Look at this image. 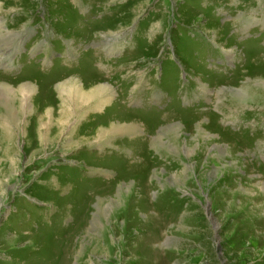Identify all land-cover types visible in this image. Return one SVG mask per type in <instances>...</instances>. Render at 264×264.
<instances>
[{
    "label": "rangeland",
    "instance_id": "rangeland-1",
    "mask_svg": "<svg viewBox=\"0 0 264 264\" xmlns=\"http://www.w3.org/2000/svg\"><path fill=\"white\" fill-rule=\"evenodd\" d=\"M0 85V264H264V0H0Z\"/></svg>",
    "mask_w": 264,
    "mask_h": 264
},
{
    "label": "bare ground",
    "instance_id": "bare-ground-1",
    "mask_svg": "<svg viewBox=\"0 0 264 264\" xmlns=\"http://www.w3.org/2000/svg\"><path fill=\"white\" fill-rule=\"evenodd\" d=\"M76 81H77V80H76ZM74 83H75V80H74ZM74 83L71 84V86H70L69 89H70V91H73V93H74V95H75L76 92H75V88H74V87H76V86H74ZM79 85H80V84H79ZM0 86H1V85H0ZM72 86H73V87H72ZM7 87H8V86H7ZM9 87H10V86H9ZM30 87H31V86H30ZM68 87H69V86H68ZM105 88H106V87H105ZM4 89H5V88H4ZM12 89H13V88H12ZM27 89H28V88H27ZM18 90H19V89H18ZM82 90H83V89H82ZM94 90H95V92H94V93H95V96L98 98V100L100 99L99 97H102V96L105 95V90L103 89V87H102L101 85L98 86V87H96ZM7 91H8V90H7ZM7 91H6V92H7ZM80 91H81V90H80ZM80 91H79V92H80ZM86 91H87V90H86ZM77 92H78V91H77ZM6 94H7V93H6ZM76 94H77V93H76ZM78 94H79V93H78ZM82 94H83V93H82ZM28 95H29V94H28ZM87 95H88V94H87ZM90 95H91V94H90ZM71 97H72V96H71ZM77 97H78V96H77ZM96 97H95V98H96ZM74 98H75V97H74ZM108 98H109V97H108ZM101 99H102V98H101ZM81 100H82V98H81ZM89 100H90V99H89ZM91 100H92V99H91ZM98 100H97V101H98ZM239 100H240V99H239ZM79 101H80V100H79ZM103 101H104V100H103ZM77 102H78V101H77ZM86 102H87V101H86ZM95 102H96V101H95ZM81 103H82V102H81ZM98 103H99V102H98ZM82 105H83V104H82ZM95 105H96V104H95ZM74 108H75V107H74ZM9 112H10V111H9ZM65 113H66V112H65ZM74 114H75V113H74ZM76 115H77V114H76ZM72 116H73V115H72ZM72 116H71V117H72ZM15 117H16V116H15ZM79 117H80V115H79ZM5 119H6V118H5ZM60 119H62V118H60ZM17 120H18V119H17ZM65 121H66V120H65ZM67 122H68V119H67ZM6 123H8V122H6ZM12 124H13V123H12ZM133 124H134V123H132V125H133ZM129 125H130V124H129ZM130 126H131V125H130ZM134 126H135V125H134ZM134 126H133V127H134ZM136 126H137V125H136ZM120 127H121V126H120ZM120 127H119V128H120ZM8 128H9V127H8ZM125 128H126V127H125ZM138 128H139V127H138ZM117 129H118V128H117ZM129 131H132V129L128 128L126 132L128 133ZM133 131H135V130H133ZM124 132H125V131H124ZM121 134H122V133H121ZM132 135H133V134H132ZM129 136H130V135H129ZM99 138H100V137H99Z\"/></svg>",
    "mask_w": 264,
    "mask_h": 264
},
{
    "label": "crops",
    "instance_id": "crops-1",
    "mask_svg": "<svg viewBox=\"0 0 264 264\" xmlns=\"http://www.w3.org/2000/svg\"><path fill=\"white\" fill-rule=\"evenodd\" d=\"M95 148H97V149H99L100 151H104V148L103 147H101V148H98L97 146H94ZM90 148H91V146H90Z\"/></svg>",
    "mask_w": 264,
    "mask_h": 264
}]
</instances>
